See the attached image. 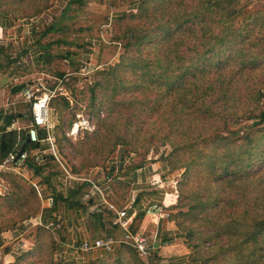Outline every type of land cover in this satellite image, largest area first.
<instances>
[{
    "label": "trees",
    "instance_id": "obj_1",
    "mask_svg": "<svg viewBox=\"0 0 264 264\" xmlns=\"http://www.w3.org/2000/svg\"><path fill=\"white\" fill-rule=\"evenodd\" d=\"M246 7V0H138L137 11L119 15L117 21H133L121 37L127 51L135 52L104 73L108 98L101 102L107 115L80 142L93 147L88 149L95 156L104 149L106 161L119 145L129 143L119 128L124 109L138 131L144 123L153 125L156 138L172 146L170 170L184 169L181 209L171 218L204 264H264V27L250 28L260 18L264 26V17H253ZM55 29L50 24L43 35ZM36 45L41 47L38 62L51 72V56L39 41ZM148 46L153 50L145 55ZM125 68L136 78H125ZM51 106L63 114L70 103L53 98ZM242 118L254 122L243 126L249 132L239 136L242 128L236 126ZM2 136L4 157L19 150L15 131ZM35 148H40L35 141L26 146ZM12 183L15 192L0 197V233L39 211L34 191L18 179ZM53 251L47 242L14 264H44L51 258L65 264L54 259Z\"/></svg>",
    "mask_w": 264,
    "mask_h": 264
},
{
    "label": "crops",
    "instance_id": "obj_2",
    "mask_svg": "<svg viewBox=\"0 0 264 264\" xmlns=\"http://www.w3.org/2000/svg\"><path fill=\"white\" fill-rule=\"evenodd\" d=\"M11 21V13L2 10L0 4V114H3L0 120V160L4 159L3 151L6 149V143L5 149L2 146L4 142L2 135L15 131L20 144L17 153L23 146L24 152L28 153L26 164L20 167L22 172L27 179L41 183L44 194L52 201L42 199L22 175L13 171L5 172L7 185L5 195L15 192L12 178H17L22 186L34 191L39 211L34 216L18 222L14 228L0 233V264H14L18 258L37 251L47 242L53 243L55 260H72L78 263L97 257L105 258L115 251L119 252L120 248L136 250L129 244H121L110 253L95 249L79 256L75 252L74 246L84 240L92 241L108 236L122 238L126 232L120 224L118 212L113 210L100 194L94 193L89 202L82 200L81 195L88 188V182L77 177H92L100 182L106 188L107 199L112 206L118 211H126L123 219L128 222L130 229L147 238H155L156 248L151 258L144 259L140 256L145 264H204L202 260L196 258L194 246L171 218V215L181 208L178 207L177 189L164 179L165 173L170 171L167 163L161 164L158 161L140 163L135 157L130 159L129 155H122L120 150L109 159L107 165L97 166L85 173H76L71 171L69 165L66 166L74 177L63 168L66 161L59 148L57 136L58 128L62 124V113L52 106L49 112L52 128L36 125L33 123L31 113L32 102L25 99L23 90L12 93V88L17 84L33 85L31 79L25 81L27 73L22 69L23 63L32 61L39 66L40 62L33 58L39 56L41 47L36 45V39L30 33L31 25L27 26L28 23L24 19L22 20L24 22L21 21L24 26L18 23L19 30L23 27L26 32L23 37ZM97 57L99 61L100 53ZM40 69L42 73L50 75L44 66ZM10 113H14V117L12 123L8 125L11 120L8 115ZM32 130H35V139L31 135ZM49 133L57 139L61 162L54 155L46 139ZM31 141L37 142L40 148L27 150L26 146ZM155 168H159V172L162 173L164 180L162 188L151 183ZM55 213L62 216L61 227L54 231L45 228L46 231H43L41 229L43 226L37 222L41 218L45 221L50 220ZM44 234L50 240H46Z\"/></svg>",
    "mask_w": 264,
    "mask_h": 264
},
{
    "label": "rangeland",
    "instance_id": "obj_3",
    "mask_svg": "<svg viewBox=\"0 0 264 264\" xmlns=\"http://www.w3.org/2000/svg\"><path fill=\"white\" fill-rule=\"evenodd\" d=\"M0 4L2 10L11 13V23L15 24L19 34L23 37L24 33L26 34L23 27L19 30L17 26L18 23L24 26L22 25V22H24L22 20L24 19L28 23L27 26L31 25L30 33L34 35L36 42L39 41L40 45L44 48L42 50L46 51L48 56H51L50 65L52 67L51 72H48L50 75L42 73L40 69L41 66L46 68L47 64L45 65L42 62L39 66H36L32 61V64L24 62L22 69L27 73L25 81L31 79L34 90H37L36 87L42 84L55 88L58 91V95L54 99L62 104V97H64L70 103V108L62 114V124L59 126L57 133L59 148L66 161L64 162L65 166H70L71 171H75V168L76 170L77 168H81V171H75L76 173H85L99 166H94V163L104 161L101 153L105 150L101 149L98 155L95 156L94 152L88 149H93V147L88 146V144L81 145L80 142L86 136L95 133L98 129L96 121L107 115L106 104L103 105L101 102L108 98V93L105 90V86L107 85L104 73L111 66L118 65L123 56L126 54L130 56L135 52L133 49L127 51L125 38L121 37L125 31L133 26V21L125 18L117 21V17L123 12L137 11L138 0H82V2L78 0H1ZM246 4V10L253 14V17H264V0H246ZM39 8L43 9V11L36 12ZM253 17L249 22L252 21ZM50 24H55L56 29L43 35L45 29ZM262 24L263 21L260 18L250 28L263 29L264 26ZM151 50H153L152 47H146L145 55ZM98 53H100L101 57L99 61L97 57ZM33 60H37V57L33 58ZM85 61L92 63L88 70L82 72L80 69ZM28 62H30V59ZM125 70L127 74L124 76L125 78H136L134 70L130 68H125ZM262 71L264 76V69ZM98 82H103L104 85H97ZM93 88H96V100L92 99ZM41 91H38V93H42ZM262 102V106H264V98ZM88 114L94 115L95 129L81 132L75 136H68L67 131L78 120V115L86 117ZM129 114V110L124 109L122 114L124 118L119 127L122 134H126L129 143H125L122 146L119 145L110 157L113 158L114 155L122 150V155L130 156V154H135V158L140 163L145 161H158L161 164L168 163L167 156L172 151L171 144L169 142L162 143L164 140L157 139L154 126L150 123L142 124L140 131L135 126L131 127L127 119ZM253 122V120L242 118L236 126L242 128L239 136L246 135L249 129L243 126L248 127L253 125ZM262 126L264 127V125ZM148 144H151L149 149L145 147ZM108 160L104 161V165L100 166L107 165ZM157 169L159 170V168ZM183 174L184 169L170 170L168 173H165L164 179L169 184H173L178 193H180L179 186L183 180ZM182 209L186 211L188 210V206ZM122 249L120 248V253H116L115 251L105 258L97 257L94 260L90 259L83 263L63 260V263L141 264L137 261L136 257L131 256L132 251ZM45 250L46 253H51L50 246H47ZM138 257L144 263V257L142 258L140 255ZM51 260L52 264H55L52 258L44 259L43 263L51 264Z\"/></svg>",
    "mask_w": 264,
    "mask_h": 264
},
{
    "label": "built area",
    "instance_id": "obj_4",
    "mask_svg": "<svg viewBox=\"0 0 264 264\" xmlns=\"http://www.w3.org/2000/svg\"><path fill=\"white\" fill-rule=\"evenodd\" d=\"M91 65V62H86L82 65L80 71L84 72L89 69ZM37 90H34L33 85H28L23 89V96L28 101L32 102V113H33V123L39 126H44L47 129L52 128V125L50 124V117L49 112L52 108L51 101L53 98H55L57 94V90L55 88H50L45 86L44 84L38 85L36 87ZM43 90V91H41ZM38 91L42 93H38ZM95 122H94V115H87L86 117H83L82 115H78V120H76L70 127V129L67 131L68 136H75L78 135L81 132L85 131H91L95 129ZM46 139L49 141L51 149L56 156V158L61 162V158L58 154V147H57V139L53 134H48ZM130 159L135 157V154H130ZM28 158V153L23 152L20 157H18L17 152H9L4 159L0 160V196H4L7 193V185L6 180L4 178V173L7 171H13L23 176V178L27 179L24 173L21 170V166L25 165L26 159ZM63 168L67 170V167L63 165ZM155 174L152 177L151 183L158 187H164V180L162 173L159 172L157 168L154 169ZM68 173L73 176L69 171ZM74 177V176H73ZM79 180H82L84 182H88V188L83 192L81 195V198L83 201L89 202L91 199V196L94 193H98L101 195L103 200L113 209L118 212L120 224L125 229V234L122 238H118L115 236H108V237H101L97 238L92 241L84 240L81 243H78L74 246L75 252L80 256L82 253L89 252L91 250L95 249H102L105 252H113L117 246L121 244H129L133 246L140 256L144 258H151L153 254V250L156 248V240L147 238L146 236L138 233H134L130 229V225L126 220H124V216L126 215L125 210L118 211L107 199V192L106 188L98 181L94 180L92 177H77ZM29 183L35 188L38 195L42 199H46L48 201H52V199L49 198V196H46L44 194V188L43 185L39 182L29 180ZM176 193L178 195L179 199V193L178 190H176ZM158 208V206H156ZM63 219L60 214H53L52 219L50 220H44L41 218L37 223L40 226H43L46 229H49L51 231H54L57 228H60L62 225Z\"/></svg>",
    "mask_w": 264,
    "mask_h": 264
},
{
    "label": "water",
    "instance_id": "obj_5",
    "mask_svg": "<svg viewBox=\"0 0 264 264\" xmlns=\"http://www.w3.org/2000/svg\"><path fill=\"white\" fill-rule=\"evenodd\" d=\"M26 85H27V84H25V83L15 85V86L12 88V93L14 94V93H17V92L23 90V89L26 87ZM8 115H9V117L11 118V120H10L9 123H8V125H10V124L12 123V118L14 117V113H10V114H8ZM2 117H3V114H0V120H1ZM31 135H32V137L35 139V135H36L35 130H32ZM2 146H3V149H5V142H2ZM24 151H25V146H23V147L21 148V150L19 151V153H18V157H20V155H21ZM30 165H31V164H30Z\"/></svg>",
    "mask_w": 264,
    "mask_h": 264
}]
</instances>
